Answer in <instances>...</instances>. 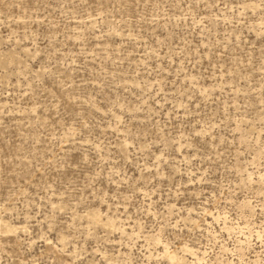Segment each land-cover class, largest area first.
I'll return each mask as SVG.
<instances>
[{
  "label": "rangeland",
  "instance_id": "rangeland-1",
  "mask_svg": "<svg viewBox=\"0 0 264 264\" xmlns=\"http://www.w3.org/2000/svg\"><path fill=\"white\" fill-rule=\"evenodd\" d=\"M0 264H264V0H0Z\"/></svg>",
  "mask_w": 264,
  "mask_h": 264
}]
</instances>
